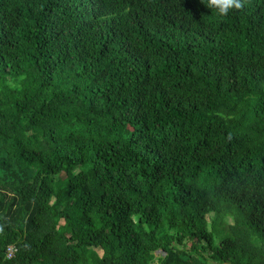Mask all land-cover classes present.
<instances>
[{
	"label": "trees",
	"instance_id": "trees-1",
	"mask_svg": "<svg viewBox=\"0 0 264 264\" xmlns=\"http://www.w3.org/2000/svg\"><path fill=\"white\" fill-rule=\"evenodd\" d=\"M0 264H264V0H0Z\"/></svg>",
	"mask_w": 264,
	"mask_h": 264
},
{
	"label": "clouds",
	"instance_id": "clouds-1",
	"mask_svg": "<svg viewBox=\"0 0 264 264\" xmlns=\"http://www.w3.org/2000/svg\"><path fill=\"white\" fill-rule=\"evenodd\" d=\"M208 9L219 17H227L231 12L242 10L246 0H202Z\"/></svg>",
	"mask_w": 264,
	"mask_h": 264
},
{
	"label": "built area",
	"instance_id": "built-area-1",
	"mask_svg": "<svg viewBox=\"0 0 264 264\" xmlns=\"http://www.w3.org/2000/svg\"><path fill=\"white\" fill-rule=\"evenodd\" d=\"M15 252H16V247L14 245L8 246L6 251L7 258L13 257Z\"/></svg>",
	"mask_w": 264,
	"mask_h": 264
}]
</instances>
